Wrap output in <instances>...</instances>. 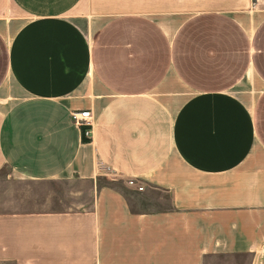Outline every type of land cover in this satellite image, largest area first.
I'll use <instances>...</instances> for the list:
<instances>
[{"label":"crops","instance_id":"1","mask_svg":"<svg viewBox=\"0 0 264 264\" xmlns=\"http://www.w3.org/2000/svg\"><path fill=\"white\" fill-rule=\"evenodd\" d=\"M3 170L0 264H264V0H0Z\"/></svg>","mask_w":264,"mask_h":264},{"label":"rangeland","instance_id":"2","mask_svg":"<svg viewBox=\"0 0 264 264\" xmlns=\"http://www.w3.org/2000/svg\"><path fill=\"white\" fill-rule=\"evenodd\" d=\"M7 173V170H3L0 174V182L3 181L5 178V174ZM110 179H104L102 180L103 184L112 185L119 190H121L126 196H128L133 203H135L138 207H143V200L138 199L135 197V193L133 191H130V189L126 188L125 185L121 180L118 178H115L114 176L109 177ZM148 205V204H147ZM248 260L245 257H242L241 255L238 256H223V257H217L212 258V260L207 261L206 264H248Z\"/></svg>","mask_w":264,"mask_h":264},{"label":"built area","instance_id":"3","mask_svg":"<svg viewBox=\"0 0 264 264\" xmlns=\"http://www.w3.org/2000/svg\"><path fill=\"white\" fill-rule=\"evenodd\" d=\"M73 123L77 127H81L83 137L88 139L91 135L92 127H91V119H92V111L89 110H77L73 111L71 115ZM130 185L135 186V181H129ZM140 192L143 191V187H137Z\"/></svg>","mask_w":264,"mask_h":264},{"label":"trees","instance_id":"4","mask_svg":"<svg viewBox=\"0 0 264 264\" xmlns=\"http://www.w3.org/2000/svg\"><path fill=\"white\" fill-rule=\"evenodd\" d=\"M83 141H84V142H87V141H88V139H86V138H84V137H83Z\"/></svg>","mask_w":264,"mask_h":264}]
</instances>
